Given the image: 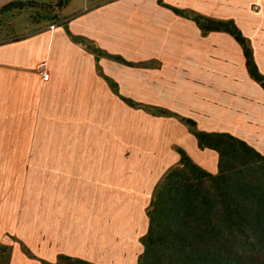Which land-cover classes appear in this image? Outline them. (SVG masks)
I'll return each instance as SVG.
<instances>
[{"label": "crops", "instance_id": "1", "mask_svg": "<svg viewBox=\"0 0 264 264\" xmlns=\"http://www.w3.org/2000/svg\"><path fill=\"white\" fill-rule=\"evenodd\" d=\"M11 1L0 0V7ZM74 1L63 7L58 21L0 44V122L34 114L31 139L44 137L41 127L47 124L98 128L91 134L98 136L90 141L93 149H72L68 156L139 163L128 171L135 193L146 195L133 201L139 208L151 202L165 172L178 165L177 148L211 173L219 172V152L201 148L181 117L193 118L199 130L229 132L264 154V88L249 73L232 34L203 32L194 19L159 0ZM163 1L217 20L234 19L264 73V0ZM42 62L45 74L38 68ZM161 108L173 115H161ZM123 144L129 145L127 155ZM150 161L161 166L143 169ZM73 222L72 227L80 224ZM132 227L131 237L111 233L107 253H101L100 229L80 234L57 226H49L44 242L35 240L33 248L49 262L65 254L95 264H136L140 228Z\"/></svg>", "mask_w": 264, "mask_h": 264}, {"label": "trees", "instance_id": "2", "mask_svg": "<svg viewBox=\"0 0 264 264\" xmlns=\"http://www.w3.org/2000/svg\"><path fill=\"white\" fill-rule=\"evenodd\" d=\"M70 1L13 0L0 7V15L36 9L45 15L51 14L52 21L56 22ZM159 3L178 15L194 19L203 32L232 34L242 45L249 73L264 88V73L258 67L252 45L234 19L217 20L179 9L163 0ZM19 38L5 39L0 44ZM111 84L116 86L114 81ZM122 98L133 106H140L131 98ZM159 112L173 115L162 108ZM181 120L192 129L201 148L219 152V172L211 173L177 148L181 154L178 165L166 171L152 196L149 226L142 236L144 252L138 264H264V154L229 132L199 130L193 118L181 117ZM21 246L24 253L34 257L29 247L24 243ZM12 250L0 241V264H11ZM41 261L95 264L65 254L59 255L57 262Z\"/></svg>", "mask_w": 264, "mask_h": 264}, {"label": "rangeland", "instance_id": "3", "mask_svg": "<svg viewBox=\"0 0 264 264\" xmlns=\"http://www.w3.org/2000/svg\"><path fill=\"white\" fill-rule=\"evenodd\" d=\"M78 2L80 0H75L74 4ZM51 23V14L45 15L41 10L5 13L0 15V41L29 35ZM35 117L33 114L24 120L14 115L0 122V241L13 249L11 264H31L26 257L41 261L34 251V241L39 245L43 243L49 226H57L60 230L63 227L66 232L77 230L80 234L93 230L98 233L100 229L101 253H107L111 233H126L131 237L135 235L132 224L140 228L135 238L139 245L136 250L138 264L144 252L142 236L149 226L150 202L145 201L140 208L133 203L146 196L135 193L129 184L128 171L136 169L139 163L125 159L69 157V150L93 149L90 141L98 136L91 134L98 128L47 124L41 127L44 137L31 139ZM10 134L17 136L4 137ZM122 148L127 155L129 145L123 144ZM142 166L153 171L161 164L150 161ZM73 220L80 221L78 227H72ZM21 243L31 249L34 257L22 251Z\"/></svg>", "mask_w": 264, "mask_h": 264}, {"label": "built area", "instance_id": "4", "mask_svg": "<svg viewBox=\"0 0 264 264\" xmlns=\"http://www.w3.org/2000/svg\"><path fill=\"white\" fill-rule=\"evenodd\" d=\"M38 68H39V70L43 73V74H45L46 73V71H47V66H46V64L45 63H40L39 65H38Z\"/></svg>", "mask_w": 264, "mask_h": 264}]
</instances>
